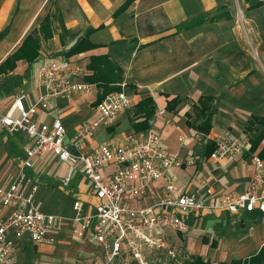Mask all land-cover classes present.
I'll return each mask as SVG.
<instances>
[{"label": "crops", "instance_id": "0c3cea01", "mask_svg": "<svg viewBox=\"0 0 264 264\" xmlns=\"http://www.w3.org/2000/svg\"><path fill=\"white\" fill-rule=\"evenodd\" d=\"M239 1L246 13L264 7V0ZM236 3L234 0H0V91L3 90L0 114L12 107L20 92L24 94L26 107L33 103L41 92L37 69L43 62L77 63L85 69L83 80L94 85L96 92L75 94L71 101L53 99L47 108H51L53 117L46 121L36 118V113L33 116L36 123L51 124L59 119L68 140L80 121L96 117L100 94L116 91L113 87L119 86L131 96V107L110 124L101 125L82 151L88 152L101 142L119 144L133 132L152 130L160 135L164 149L179 154L183 161V166L169 171L170 179L180 191L200 193L210 202H218L230 190L242 192L252 175L251 159L241 156L219 162L211 159L208 152L211 139L218 133H231L242 139L250 134L244 139L249 147L258 133V127L253 128L255 117H264V46L252 42V48H247L241 41L237 47L222 48L217 31L199 30L206 23L232 20ZM195 20L199 21L187 27ZM14 54L21 58L14 59ZM102 57H108L110 62H102ZM95 70L103 73L101 80L93 79ZM146 97L152 103L139 106ZM150 111L152 114L147 116ZM19 115L18 111L13 112L14 117ZM206 118L210 119L207 133ZM179 136H183L182 141ZM34 142L22 131L8 133L0 126V145L5 151L4 160L8 161L0 185L17 182L21 188L26 177L37 178L34 206L45 213L61 214L66 221L61 231L53 235L52 244L31 243L26 236L19 239L12 264L24 261L26 264V259L18 255H26L30 248L35 253L29 261L52 262L59 244L87 241L78 235V225L70 219L75 200L80 201L83 214L94 213L91 181L85 177L82 163L70 171L71 164L62 161L67 165L64 176L52 171L46 156L40 157L48 151L34 157L30 166H21L25 149ZM263 143L264 138L251 154H257ZM111 172L112 167L100 171L104 179ZM74 173L76 176L71 179ZM163 184L162 180L152 183L146 196L130 200L129 205L156 202L162 196ZM223 214L229 223L244 215L256 223L257 229L264 228V224L260 225L264 212L257 208L249 212L215 210L189 216L187 230L165 231L164 241L166 245L171 242L177 245L180 241L185 256L200 255L212 262L217 259L216 251L208 257L191 249L188 241H196L198 233H202L197 241L209 247L215 241L211 247H216V240L209 241L208 234L215 238L231 234L236 238L243 237L245 229L251 231L248 236L254 233L253 228L243 223L228 233L190 231L189 223L196 218ZM238 229L242 231L236 233ZM188 230L192 239L182 242Z\"/></svg>", "mask_w": 264, "mask_h": 264}, {"label": "built area", "instance_id": "2783aa9c", "mask_svg": "<svg viewBox=\"0 0 264 264\" xmlns=\"http://www.w3.org/2000/svg\"><path fill=\"white\" fill-rule=\"evenodd\" d=\"M83 66L67 60L43 62L37 69L41 92L26 107L24 94L18 93L12 107L0 114V126L8 133L24 132L34 138L25 149L21 166H30L34 157L48 151L63 162L71 164L70 171L79 163L91 181L95 198L94 213L83 214L77 199L72 204L71 220L77 223L79 236L93 243L103 262L112 264L120 254L131 251L136 264H147L141 246L160 248L166 245L165 231L185 232L186 219L181 215H200L208 211L238 212L259 209L264 212V161L253 154L252 175L242 192H224L218 202H210L200 194L180 191L169 177V171L180 167L179 154L167 152L160 135L152 130L133 132L124 142H101L88 152L82 151L96 130L114 121L132 105L131 96L123 89L104 94L96 102L97 115L78 123L69 139L63 123L56 119L51 124L36 123L33 116L47 109L53 99L71 101L78 93L96 92V87L83 80ZM18 111L19 117L13 112ZM183 140V136H179ZM214 147L209 157L224 162L248 152L246 141L230 133L213 138ZM112 167L104 179L101 169ZM163 181L160 199L151 204L129 205L130 200L146 196L148 186ZM64 181L63 184H65ZM38 183L26 177L21 188L17 182L0 185V264H12L19 239L26 236L31 243H54L53 235L61 231L66 218L57 213H45L33 203Z\"/></svg>", "mask_w": 264, "mask_h": 264}, {"label": "rangeland", "instance_id": "374dc122", "mask_svg": "<svg viewBox=\"0 0 264 264\" xmlns=\"http://www.w3.org/2000/svg\"><path fill=\"white\" fill-rule=\"evenodd\" d=\"M231 1L233 2V0ZM234 1H236L237 3L235 4V7H233L232 9V13L234 14V18H232V20L220 21L218 23H206L204 26L199 28V30L201 32L209 31V30L217 31L220 34L219 38L221 40V44H223L222 48L231 49L233 47H237L239 43H241V41L243 45L247 48H252L251 45L252 42L255 43L258 42L261 43L262 46H264V7L257 9L254 12L246 13L243 11L242 6H240L239 4L240 1L239 0H234ZM255 34H257L258 36ZM254 56L256 58L258 57L257 55ZM227 73L228 76L232 80H234V78L230 75L231 72L229 70H227ZM227 83H229V81H227ZM120 90L122 89H117L116 91H120ZM0 92L3 93V90ZM52 117H53V113L51 112V108L45 111H38L36 114V118H42L45 119L46 121ZM231 135L241 140L250 137V134L249 135L247 134L246 136L244 135L243 139L237 135H233V134ZM213 138L211 139V142L213 141ZM167 145L168 147H170V144L167 143ZM0 152H2L3 154L0 156V181H1L2 177L7 173L8 161L5 162L4 160L6 156H5V151L3 152L1 145H0ZM252 155L253 154H251L248 150V152L246 153L244 152L243 154L237 157L242 156V158L251 159ZM45 156L48 159V165L50 166L52 171L64 174V176L67 175V165L64 164L62 161H60L57 155L49 152L40 157H45ZM250 163H251L250 164L251 168L253 170L252 159ZM250 165H247V167H249ZM38 166L39 163L37 164L36 167ZM75 176L76 173H74L71 179H73ZM34 181H36V183H39L38 179L35 177H34ZM181 216L185 219H189L188 215H181ZM227 218L228 217L224 216V214L220 217L208 216L207 218H196L194 221H191L189 223L190 231L201 229V230H206L207 232L228 233L232 231L235 228V226H238L239 224L243 223L245 226L249 225V228L251 229L253 228L252 229V231L254 232L253 235L248 236V233L250 234L251 231H248L247 229H245L246 232L243 237H236V238L231 234H224L223 237L218 236L216 238L208 234V236L206 237L209 239V241L212 239L216 240V247L215 246L209 247L208 245L203 244L201 241H197L200 240L203 236L202 233H198V235L196 236L197 239L196 241H188L191 249L193 248L195 251L201 254H208V257H210V255L215 253L216 251L218 253L217 259L213 260L212 263H217L218 261H222V260L229 261L232 258H243L256 252L261 246V244L264 243L263 226L262 227L260 226L257 229L256 223L250 222L249 220H247V218L244 215H239L237 217L238 218L237 221H234L233 223H229ZM260 222H261L260 225L264 224V219H262ZM190 231L189 233H186L187 236L185 234L184 238L182 239V242H184V240L192 239L190 235ZM241 231L242 229L240 230L238 229L236 233H240ZM171 243H170L171 245L167 244L160 248L150 247V246L148 247L146 245H142L141 252L146 263L147 264H185L186 261H189L191 259L190 254H189L190 256H185V253L183 254V252L180 250V245H179L180 241H177V245L176 244L174 245V242ZM34 253H35L34 250L30 248L27 251L26 255L24 253H21L18 256L21 259L24 257L27 261L26 264H100L103 262V257L100 251L94 246V244H92L89 241H84V242L78 241L77 243L76 241H74L73 243L68 241V243L59 244L56 248V253L52 255V260H51L52 262L29 261L28 258L31 257V259H33ZM112 264H136V260L134 259L131 251L125 250Z\"/></svg>", "mask_w": 264, "mask_h": 264}, {"label": "trees", "instance_id": "16d2710c", "mask_svg": "<svg viewBox=\"0 0 264 264\" xmlns=\"http://www.w3.org/2000/svg\"><path fill=\"white\" fill-rule=\"evenodd\" d=\"M198 21L199 20H195L193 23H189V25H187V27L196 24ZM180 29H182V27H180ZM12 57L14 59L21 58L19 54H14ZM101 59H103L102 62H110L108 57H102ZM1 70H2V67H0V71ZM102 75H103L102 72L95 70L92 77H93V79L98 78L99 80H101ZM113 88L117 90L120 87L115 86ZM108 92L109 91H103V93L100 94V97L103 96L104 94L108 93ZM149 103H152V100L150 97H146L145 99L141 100L138 105L142 106L144 104H149ZM146 114H147V116H149L152 114V111H150L149 113H146ZM147 116H146V118H147ZM206 119L204 121L205 125H206V126H204V132L205 133H207L209 131V124H210V119H207V120ZM255 121L256 122H254L255 125H254L253 129L258 127V133H256L250 141V147H249L250 153H252L256 150V148L259 146V144L261 143V141L264 138V117H255ZM251 124L252 123L250 122V125ZM249 128H251V127L249 126ZM213 147H214V143L212 141V142H210V149H209L208 154H210ZM257 155L264 161V143H263L262 147L259 149V151L257 152ZM214 244H215V241H212L211 246ZM190 257H191V259L189 261H186L185 264H264V244H262L260 246V248L256 252H254L253 254H250V255L243 257V258H232L229 261H218L217 263H212L210 260L204 259L200 255H191Z\"/></svg>", "mask_w": 264, "mask_h": 264}]
</instances>
